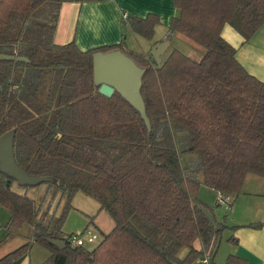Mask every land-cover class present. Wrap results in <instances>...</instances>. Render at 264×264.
Masks as SVG:
<instances>
[{
  "label": "trees",
  "instance_id": "16d2710c",
  "mask_svg": "<svg viewBox=\"0 0 264 264\" xmlns=\"http://www.w3.org/2000/svg\"><path fill=\"white\" fill-rule=\"evenodd\" d=\"M60 2L0 0V53L27 58L0 60V135L13 131L17 165L45 178L22 185L47 184L52 198L63 199L57 216L40 215L39 204L13 190L18 181L0 170L6 228L27 224L33 240L0 264H19L33 244L49 253L39 264H217L221 234L242 225L217 223L213 208L198 198L200 186L230 197L241 193L247 174L264 178V81L240 64L221 33L229 24L249 41L264 24V0H173L179 15L162 40L179 33L203 53L195 59L173 48L161 63L150 50H129L124 41L88 50L74 41L55 44ZM158 24L153 13L122 19L146 40ZM113 49L145 69L140 92L150 130L120 94L98 92L93 54ZM182 156H192L190 172ZM78 191L97 200L114 222L92 248L71 246L67 238L74 233L62 231ZM224 264L248 261L230 254Z\"/></svg>",
  "mask_w": 264,
  "mask_h": 264
},
{
  "label": "crops",
  "instance_id": "0c3cea01",
  "mask_svg": "<svg viewBox=\"0 0 264 264\" xmlns=\"http://www.w3.org/2000/svg\"><path fill=\"white\" fill-rule=\"evenodd\" d=\"M59 1L61 2L59 5L53 41L58 45L74 41L81 50L115 45L124 41L127 49L136 52H146L147 46L163 41L162 39H164L166 35L170 20L179 15V10L174 6L173 0ZM148 13L156 14L159 17L160 24L155 27V31H160L161 34H163L157 38L153 37L151 40H148V43L141 45V49L135 48L136 50H134L132 49V45L129 46L128 44L129 36L133 33L128 27L122 25V19L125 17V14L145 17ZM163 28L165 30H163ZM221 34L228 43L237 49L236 58L240 64L249 73L264 81V24L247 42H244L243 37L229 24L223 26ZM173 38L186 44L192 51L196 50L197 56L200 57L203 53L200 47L179 33H173L171 35L169 47ZM189 53L187 52V54H184L189 55ZM262 178L263 177L254 174H247L243 182L241 193L237 196H230L229 208H224L229 216L228 214L227 216H223L224 213L221 214L217 209L215 211L213 209V214L217 223L224 224L228 227L242 225L235 230L226 228L223 231L214 255L215 263L224 264L227 256L230 254L245 258L248 264L264 263V225L260 228L243 226L250 222H264V178ZM46 186L48 185L44 184L26 187L17 182L12 183L13 190L18 193H26L31 198H33L31 192H36L39 188L38 192L45 194V198L39 197L43 199H39V201H44L42 207L41 204L39 205L40 215L46 214L48 218L53 211L56 214L60 213L63 199L60 198L58 193L52 198V193L49 192L50 189ZM200 190L201 186L198 191V198L206 203L208 200H206L207 198H205V196L201 195ZM213 191L216 194V202L218 192L215 190ZM34 200L39 203L38 199ZM217 206L222 207L223 205L215 203L212 208ZM7 219H9V213ZM92 225L102 232L101 226L95 219H93ZM31 232L32 227L27 224H23L20 228L12 227L10 230L6 229L5 235L3 233V237L0 239V258L26 241H32ZM197 242H199V244ZM194 246L197 249H202L200 240L195 241ZM186 251L187 248H185L180 255H184ZM219 251L221 255L218 258ZM33 254L42 257V260H37L36 257L35 261L40 262L49 255L47 250L40 247L38 244H33L30 253L24 257L19 264H39L40 262H33ZM194 264L199 263L195 262Z\"/></svg>",
  "mask_w": 264,
  "mask_h": 264
},
{
  "label": "water",
  "instance_id": "95a60500",
  "mask_svg": "<svg viewBox=\"0 0 264 264\" xmlns=\"http://www.w3.org/2000/svg\"><path fill=\"white\" fill-rule=\"evenodd\" d=\"M169 39L156 43L150 49L151 56L157 63H161L165 51L169 47ZM0 60L27 61L25 57H15L0 53ZM145 72L143 67L119 49L93 54V78L98 86V92L110 97L117 92L126 99L141 115L146 127L150 130V121L146 114L145 104L140 92L142 76ZM0 170L14 177L19 184H34L44 177L28 175L16 163L13 151V131L9 130L0 135ZM208 217L214 223L212 215ZM48 241L59 248L66 246L63 240L49 238Z\"/></svg>",
  "mask_w": 264,
  "mask_h": 264
},
{
  "label": "rangeland",
  "instance_id": "374dc122",
  "mask_svg": "<svg viewBox=\"0 0 264 264\" xmlns=\"http://www.w3.org/2000/svg\"><path fill=\"white\" fill-rule=\"evenodd\" d=\"M163 30H165V29L163 28ZM162 34L160 31H155L153 37L157 38V37L161 36ZM131 36H133L134 38ZM131 36H129L128 44H129V46L132 45V49H134V50L141 49V45H143V44L145 45L146 43H148L147 42L148 40H146V39H144L138 35L131 34ZM153 45L151 44L150 46H147L146 47L147 51L150 50ZM148 47H149V49H148ZM174 47L183 51V53H186V54H187V52L188 53L190 52L189 55H191L195 59L199 58V56H197V54H196V50L192 51V49L190 47H188L186 44L182 43L181 41H179L176 38H173V41H172L170 47H168V49L165 51V53L167 54V52L169 50L173 49ZM165 53H164L162 59L165 58V56H166ZM190 161H192V156H184L183 157V164L185 167H187L186 168L187 172H190V169H188V165L190 166ZM198 178H199V180H201V177H198ZM13 185H15V184H13ZM46 187L48 188V186H46ZM38 191H39V188L36 190V192L32 191L31 196L34 199H38V202H39L38 204L39 205L41 204V207H42L44 201H39V199L43 200L41 198H45V194L44 193L41 194ZM52 191H53V189L50 188L49 192L52 193ZM200 191H201V195L205 196V198H207L206 200H208V201H206V203L210 204L208 206H211V207L214 206V204L216 203L215 202V195H216L215 192L213 190H211V188H208L203 184L201 186ZM50 196H51V194H50ZM39 197H41V198H39ZM216 200H217V197H216ZM71 204H72V208L69 210V212L65 218V221L62 225V230L66 234H68V233H74V234L82 233L83 237H86V235L96 234V236L98 237L97 240L93 244H86L87 248H92L95 244H97L101 240V238L103 237V233H107L110 231V229L114 225V222H113L111 216L108 214V212L105 209L99 210L100 203L97 200L86 195L82 191H78L77 193H75V195L72 198ZM62 205H63V201H62ZM224 208L225 207H223V206L222 207L217 206V207H214L213 209H214V211L217 209V211L220 212L221 214L224 213L223 216H225V215L227 216L228 213ZM44 209H47V208H44ZM58 214L59 213L56 214L53 211L50 216H57ZM228 216H229V214H228ZM7 217H8L7 210L4 207L0 206V239L3 237V233L5 235V230L7 229L6 228V222L8 221ZM90 217H93V219H95L96 222L99 223V225L101 226L102 232L99 231V229L97 227H95L94 225L89 224ZM197 243L199 244V242H197ZM183 250L180 252V254L183 252ZM220 255H221V252L219 251L218 258ZM36 257H37V260H42L41 259L42 257L35 256L33 254V257H32L33 262L36 260ZM35 262H40V261H35Z\"/></svg>",
  "mask_w": 264,
  "mask_h": 264
},
{
  "label": "built area",
  "instance_id": "2783aa9c",
  "mask_svg": "<svg viewBox=\"0 0 264 264\" xmlns=\"http://www.w3.org/2000/svg\"><path fill=\"white\" fill-rule=\"evenodd\" d=\"M124 16H126V14ZM216 203L218 205H223L228 209L230 205V197L223 196L222 194L218 193ZM97 238L98 237L96 236V234L86 235V237H83L82 233L72 234L67 238V243L71 246H85L86 244H93L97 240ZM202 262L207 263L208 260L204 258Z\"/></svg>",
  "mask_w": 264,
  "mask_h": 264
}]
</instances>
